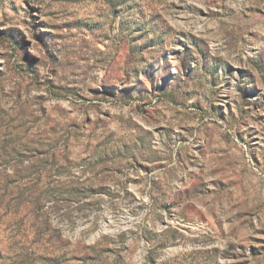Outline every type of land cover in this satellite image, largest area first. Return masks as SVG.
Listing matches in <instances>:
<instances>
[{
	"label": "rangeland",
	"instance_id": "obj_1",
	"mask_svg": "<svg viewBox=\"0 0 264 264\" xmlns=\"http://www.w3.org/2000/svg\"><path fill=\"white\" fill-rule=\"evenodd\" d=\"M0 264H264V0H0Z\"/></svg>",
	"mask_w": 264,
	"mask_h": 264
}]
</instances>
